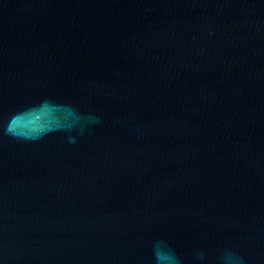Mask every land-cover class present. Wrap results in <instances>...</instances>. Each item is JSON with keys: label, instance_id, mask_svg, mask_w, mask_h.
Listing matches in <instances>:
<instances>
[{"label": "water", "instance_id": "water-1", "mask_svg": "<svg viewBox=\"0 0 264 264\" xmlns=\"http://www.w3.org/2000/svg\"><path fill=\"white\" fill-rule=\"evenodd\" d=\"M0 264H264V0H0Z\"/></svg>", "mask_w": 264, "mask_h": 264}]
</instances>
